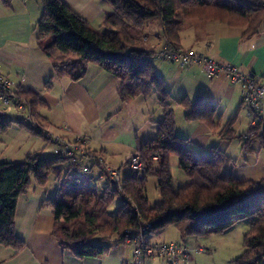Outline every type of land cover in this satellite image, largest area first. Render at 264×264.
I'll list each match as a JSON object with an SVG mask.
<instances>
[{
    "label": "trees",
    "instance_id": "obj_1",
    "mask_svg": "<svg viewBox=\"0 0 264 264\" xmlns=\"http://www.w3.org/2000/svg\"><path fill=\"white\" fill-rule=\"evenodd\" d=\"M0 1L5 6L12 2ZM105 1L112 10L98 26H93L64 0H40L42 12L34 26L37 45L50 59L53 77L57 79L77 81L88 64L93 63L118 79L117 93L124 103L156 93L162 109V116L151 120L156 133L135 148L142 169L128 168L120 184L100 179L105 184L97 187L93 181L99 180L98 173H104L107 165L98 162L96 154L84 156L89 163L78 159L71 162L64 153H29L17 162L1 161L0 245L15 250L24 247V241L15 232L18 197L31 180L42 186L53 176L58 181L57 192L46 200L54 218L51 236L61 249L76 258L100 257L111 244L151 245L149 236L169 225L178 230L183 240L223 233L247 220L243 251L232 263L264 264V177L238 179L232 173L233 159L224 150L212 146L195 154L188 139L176 134L171 95L152 62L162 45L156 49L149 47L146 36H141L146 26L154 24L157 39L164 37L172 48H182L180 35L187 21H217L239 28L243 42L264 30V0ZM45 86L51 87V78ZM9 96L15 106H23L27 116L19 120L0 116V132L16 124L31 134L43 136L45 129L39 110L46 104L40 93L16 87ZM178 104L184 108L186 120L204 122L222 140L236 137L232 129L234 117L221 127L214 120L216 106L201 96L193 100L183 97ZM243 135L237 137L244 152H254L255 143L264 147L260 127L247 139ZM172 156L177 157L178 166L187 177L179 187H175L171 174ZM85 166L88 173L83 172ZM148 176L155 177L159 195V201L153 205L146 195ZM117 197L120 203L112 214L109 208ZM96 236L101 243L92 242Z\"/></svg>",
    "mask_w": 264,
    "mask_h": 264
},
{
    "label": "crops",
    "instance_id": "obj_2",
    "mask_svg": "<svg viewBox=\"0 0 264 264\" xmlns=\"http://www.w3.org/2000/svg\"><path fill=\"white\" fill-rule=\"evenodd\" d=\"M64 1L89 23L97 21L99 24L112 10L105 0ZM41 12L42 5L37 0H12L10 6H5L0 1L1 73L15 84V88L35 89L40 93L46 106L40 108L39 113L46 129L50 127L59 129L66 126L69 131L62 134L71 132L87 136L89 147L101 152L105 160L107 159L106 146L102 144L118 142L117 144L121 146L130 147V149L133 147L134 151L138 143L144 142L156 133V126L151 120L162 116L158 100L157 117L154 116V112V114L147 112L145 97H136L130 102H122L117 93L118 79L93 63L88 64L84 75L77 81L53 77L51 61L38 47L37 32L34 29ZM240 34L239 28L208 21L205 26L192 25L182 31L180 46L211 57L221 64L236 65L245 73H264V30L243 42L240 40ZM161 45L157 43L155 49ZM152 62L156 73L163 78L165 88L170 92V105L174 115V106L182 107L178 101L183 97L193 100L201 96L215 106H217L216 102L226 99L228 103L236 104L238 109L240 108L241 86L238 83H231L223 73L206 79L197 64L179 68L174 66V62L166 60L163 62V60L155 59ZM50 78L51 87L47 89L45 85ZM137 98L142 99L143 103L137 102ZM132 103L141 104L137 118L131 119L126 126L118 122L116 124L114 120L120 112L126 108L129 109L131 106L129 104ZM66 106H69L76 114H73L75 119L70 117ZM57 107L62 109V118L56 116ZM15 109L25 114L17 118L18 120L26 118L27 113L24 109ZM0 116L16 119V116L8 114L6 107L1 103ZM182 119L183 122L185 121L183 129L185 128L186 133H177L183 125L180 122L176 123V118L175 132L188 139L191 150L194 146L197 150L199 149V153H203L202 150L206 152L210 147L218 146L209 145L211 139L219 137L213 134L204 122L188 121L184 116ZM12 128L19 130L18 132H24V129L14 124L6 132L0 133L11 132ZM94 135L96 137H93ZM0 141L7 144L6 140L0 139ZM55 151L54 148L50 154H56ZM107 161L110 164L109 160ZM113 167L122 169V166ZM127 171L128 169L123 174ZM232 173L241 180L264 177V163H259L257 160L252 163L247 160L242 164L234 163ZM57 188L58 183L54 177H50L42 186L35 185L31 180L30 186L18 197L15 232L24 241V247L15 250L0 245V264H169L161 257L135 259L132 245L126 243L111 244L107 253L96 258H76L69 251L61 249L51 236L54 218L51 207L46 203L47 199L56 195ZM232 228L219 234H225ZM156 234L152 235L155 242L180 243L175 240V237L172 240H162L164 238L160 237L161 233ZM178 236L182 241L180 244L183 243L182 245L186 247L190 255L186 262L180 261L179 264H201L200 258L193 257L190 251L206 249L207 246L200 242V238L203 237L190 236L182 240L180 235Z\"/></svg>",
    "mask_w": 264,
    "mask_h": 264
},
{
    "label": "rangeland",
    "instance_id": "obj_3",
    "mask_svg": "<svg viewBox=\"0 0 264 264\" xmlns=\"http://www.w3.org/2000/svg\"><path fill=\"white\" fill-rule=\"evenodd\" d=\"M37 1H40V0H37ZM186 23L187 24L185 25V28L182 31H184L185 29L189 28V26H192V25L205 26L206 22H202L198 20H191V21H187ZM91 24L93 26H98L97 21ZM157 32H158V29L156 28L154 24L148 25L146 26V28L143 29V33L141 34V36L142 37L146 36L147 38L146 44H148L149 47L150 46L155 47L157 43L158 45L160 44H162V46L164 45L165 43L164 37H162L161 39H157L156 37ZM155 59H159V58L156 56H153L152 60H155ZM159 60L162 61V59H159ZM175 64L174 66L177 67L178 65L177 64L175 65ZM205 78L209 79L206 75H205ZM136 101L139 103H141L140 101H142L143 103V100L140 98L139 99L137 98ZM145 102H146V108L148 110L146 111L149 112V114L155 113L154 116L157 117V111L159 107H157L156 93L152 92L147 97H145ZM13 105L14 104H8L6 106V109L9 115L16 116V119L20 118L21 116H25V114L21 110L17 111L15 109V108L19 109L17 106L15 105L13 106ZM129 105H131L130 108L129 109L126 108V110H122L120 114L117 116L116 120H114L116 124L118 122V124L122 126H126V125H129L131 119L137 118V115L140 112L139 106L141 104L132 103ZM216 105L218 107L216 106V115H215L214 120L216 121V123H219L221 127H223L230 118L234 117L232 129L236 137L230 141H226V140H222L217 137H214L213 138L214 140L211 139L209 145H218L219 148L224 150L225 153L233 159V161H231V163L233 164L234 163L242 164L245 162V160L250 161V163L256 160L259 163H264V147H260L258 143H255L254 144L255 151L251 153H246L242 150L241 143L237 137L238 135H241V134H248L250 136L252 132V130L248 131L249 118L247 117L245 108L240 106V108L238 109V105L230 104L227 102L226 99L216 102ZM47 109H48V106H47ZM56 109L58 111L57 112L58 114H56V116L58 118H62L61 107H57ZM174 109H175L176 123L180 122L182 123L181 125H183V126L180 125L182 128H180L179 131L177 130V133L185 134L186 133L185 128L183 129V127L185 126V124L183 123L185 121L183 122V119H182L184 116V110L180 106H174ZM141 110H142V107H141ZM66 111L68 112L70 117H73V114H75L72 112V109H70L69 106H66ZM73 119L75 118L73 117ZM40 123L45 129L43 136L31 134L27 130H24L22 134L21 132H18L19 130H16L15 128H12L11 132L0 133V139L7 141V144L2 143V141H0V162L1 161H12V160H13L12 162L20 161L29 152L31 154L38 153L40 156H47V155H50V152H53L54 148L56 151H59V149L61 151V149H63L64 143L66 142L70 145H75V147H77L78 150H75V152L73 153V156L77 157L76 159L81 160V161L85 160L84 161L85 163H89L90 160L85 159L86 157L84 158V156H87V155L94 156V154H96L95 155L96 160L101 163H106L107 167L115 168L113 166H122L121 174H123L126 171V169L131 167V162L133 161V159L139 158L136 154V150L134 149L133 151V147L132 149H130V147L121 146L120 144H117L118 142H114V143H109L108 145L102 144L106 146L105 149H106L107 159L105 160L101 152L97 150H93L89 147V144H88L89 140L87 136L77 134V133H71V132H69V134H62L64 132L69 131L66 126L59 127V129L53 128V127H50V129H46L45 124L43 123L42 120H40ZM147 127L152 128L149 125H147ZM53 135L58 136L57 141L53 140ZM80 137H83V139H85V143L82 140H79ZM93 137H96V135H94ZM192 151L195 154L199 153V149L197 150V148H195L194 146H192ZM202 151L205 152L204 150ZM80 152H83V154L80 155L79 154ZM65 156L67 155L65 154ZM73 156H69L70 160L72 159ZM107 160H109V163L112 164L113 166L108 164ZM170 169H171V174L174 179L175 187L182 186L186 182L187 177L184 174V172L179 168L178 160L176 156H172L170 158ZM93 174L95 176L96 169L93 171ZM258 178H262V177H258ZM82 179H85V178L82 177ZM93 183H95L97 187H102L104 186L105 181L103 180L100 181L99 179V180H94ZM155 184H156L155 177L148 176L145 187H146V195L151 205L159 201V195L155 188ZM119 203H120L119 197L115 198L113 204L109 208L110 213L113 214L115 212V209ZM248 228H249V223L247 220L239 221L233 226L232 230L226 232L225 234H211L207 238L206 237L200 238V242L207 246L206 249L204 250L200 248L201 251L197 249L191 250L190 253L193 255V257L195 256L199 257L200 258L199 261L201 262V264H233L232 260L235 257L239 256L243 251V236H244V233L248 230ZM158 232L161 233L160 237L164 238L162 240H172L175 237L176 241L180 243L182 242L179 239L178 230L173 225H169L159 230ZM156 233L155 235H157ZM149 241L151 244L162 243L160 241L155 242L152 239V235L149 236ZM92 242L101 243V240L98 238V236H96L93 238ZM172 243H176V242H172ZM131 245L133 248V244Z\"/></svg>",
    "mask_w": 264,
    "mask_h": 264
},
{
    "label": "built area",
    "instance_id": "obj_4",
    "mask_svg": "<svg viewBox=\"0 0 264 264\" xmlns=\"http://www.w3.org/2000/svg\"><path fill=\"white\" fill-rule=\"evenodd\" d=\"M157 57L168 62H174L179 68L197 64L208 78H213L219 73H223L231 83H238L241 86L240 105L245 108L247 117L249 118V128L253 129L251 135L254 133V129L258 127L264 133V73H245L236 65L221 64L215 59L191 49L172 48L168 43H164L161 50L157 53ZM14 88L15 84L0 71V103L3 106L6 107L8 104L13 103L9 94ZM17 107L19 109L23 108L22 105H18ZM248 137V134L243 135V139H247ZM57 139L58 136L53 135V140L57 141ZM79 140L85 143L83 137H80ZM75 150H78L75 145H70L66 142L63 149L61 151L59 149L56 152L61 154L63 152L67 156H73ZM79 154L81 155L83 152ZM76 158V156H73L71 162H75ZM130 168L141 170L140 159H133ZM83 172H89L87 166L83 168ZM98 178H105L112 183L120 184L122 174L120 169L106 167L104 173H98ZM133 255L135 259L161 257L169 264H179L180 261L186 262L190 257L185 246L172 242L151 245H146L143 242L135 243L133 244Z\"/></svg>",
    "mask_w": 264,
    "mask_h": 264
}]
</instances>
